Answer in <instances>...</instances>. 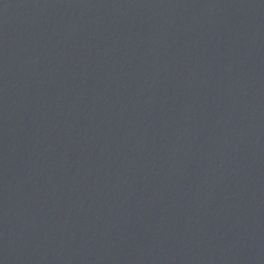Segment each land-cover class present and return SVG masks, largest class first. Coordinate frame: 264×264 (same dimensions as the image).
I'll use <instances>...</instances> for the list:
<instances>
[{"label": "water", "instance_id": "water-1", "mask_svg": "<svg viewBox=\"0 0 264 264\" xmlns=\"http://www.w3.org/2000/svg\"><path fill=\"white\" fill-rule=\"evenodd\" d=\"M0 264H264V0H0Z\"/></svg>", "mask_w": 264, "mask_h": 264}]
</instances>
